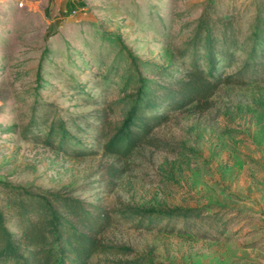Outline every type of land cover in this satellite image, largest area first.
Instances as JSON below:
<instances>
[{"label":"rangeland","instance_id":"rangeland-1","mask_svg":"<svg viewBox=\"0 0 264 264\" xmlns=\"http://www.w3.org/2000/svg\"><path fill=\"white\" fill-rule=\"evenodd\" d=\"M69 3L0 0V182L155 216L154 228H135L137 217L117 220L101 241L130 254L96 255L90 264H264L263 83L222 85L209 109L169 113L153 146L128 158L106 154L80 123L100 128L106 114L112 135L141 86L184 77L180 52L205 15L236 32L224 74L252 52L264 55V0H75V16ZM199 52L207 71L208 46ZM33 113L48 125L64 121L67 142L94 154L66 156L26 140ZM169 212L199 216L184 223L163 216Z\"/></svg>","mask_w":264,"mask_h":264},{"label":"trees","instance_id":"trees-1","mask_svg":"<svg viewBox=\"0 0 264 264\" xmlns=\"http://www.w3.org/2000/svg\"><path fill=\"white\" fill-rule=\"evenodd\" d=\"M82 7V5H80ZM74 8L69 3L66 13ZM234 27L225 21H213L205 15L195 38L180 52L188 61L186 74L167 85L152 83L151 88L141 86L124 120L112 135L106 133V114L98 116L100 128L84 121H72L75 130H80L78 121L94 130L97 141H103L106 154L128 158L140 145L153 146V131L162 126L168 114L184 111L209 109V99L222 85L243 86L248 83L264 84V55L252 52L233 74L226 75L221 68L231 61ZM209 48L206 59L209 63L204 71L200 62L201 44ZM218 49V53L214 51ZM201 51V50H200ZM158 76H164L160 71ZM116 105H108L107 108ZM79 118V117H78ZM49 117L37 119L35 113L25 126L23 137L29 142L40 144L71 157H87L94 154L87 148L74 149L67 142L65 122ZM47 127L45 135L40 130ZM35 129V131H34ZM81 131V130H80ZM35 134V135H34ZM98 135V136H97ZM58 137V138H57ZM57 138V139H56ZM58 140V143L55 141ZM117 176V175H116ZM4 194L3 208H0V264H90L96 255L109 253L130 254L124 247L113 248L104 245L100 235L117 220L137 217L135 228H154V215L136 211L106 209L91 205L78 198L34 188H23L0 182ZM111 213H118L113 216ZM182 217L184 223L193 216L178 212L163 215ZM118 217V219H117ZM171 232L173 229H170ZM183 230H190L188 225Z\"/></svg>","mask_w":264,"mask_h":264},{"label":"built area","instance_id":"built-area-1","mask_svg":"<svg viewBox=\"0 0 264 264\" xmlns=\"http://www.w3.org/2000/svg\"><path fill=\"white\" fill-rule=\"evenodd\" d=\"M68 1L73 3L75 0H68ZM18 5H19V7H21L22 3L20 2ZM81 11H82L81 8H74V10L70 12V16H75L77 13H79Z\"/></svg>","mask_w":264,"mask_h":264}]
</instances>
